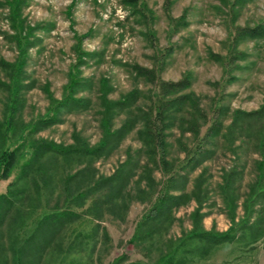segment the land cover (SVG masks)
<instances>
[{
  "label": "rangeland",
  "instance_id": "1",
  "mask_svg": "<svg viewBox=\"0 0 264 264\" xmlns=\"http://www.w3.org/2000/svg\"><path fill=\"white\" fill-rule=\"evenodd\" d=\"M4 1L0 0V4ZM141 1L151 12L152 18L148 12H145L146 18L139 17L125 0H26L22 17L29 26L43 28L33 33L37 39L28 52L26 72L31 88L24 92L25 105L20 115L24 123L44 115L49 106L44 91L46 86L54 98H61L69 67L76 58L74 35L88 33L89 36L82 41V49L96 52L100 57L89 60L88 65L82 67V75L92 79L96 86L100 78L106 79L112 87L110 99H118L137 89L141 94L137 106L144 109L151 86L135 74L133 67L152 69L160 53L172 48V54L165 59L161 78L176 82L184 74H189L191 87L186 93H193L198 98L199 110L208 118H212L214 110L221 107L226 112L221 117L226 128L235 111L251 112L261 106L264 96V37L246 38L238 43L237 50L245 52L247 58L237 61L234 68L229 66L225 71L224 60L227 62L236 28H252L258 24L264 26V0H243L234 14L227 0ZM7 15L8 9L0 6V60L14 62L18 52L7 36L13 33ZM182 15L186 26L170 33V19H178ZM148 30L155 33L152 41L147 36ZM216 58H222V61ZM0 77L3 79L1 73ZM96 86L91 94H82L93 101L89 110L64 116L62 124L37 133L35 138L71 144L73 134L77 132L91 146L97 144L101 130ZM4 99L5 93L0 91V121L3 118ZM123 118L124 115L116 119L115 127L121 124ZM206 126L201 128L200 136ZM136 132L134 130L126 136L108 157L96 158L91 162L84 159L60 160L51 190L43 186L39 177L30 179L24 200L16 204L0 226V264H114L117 258H122L118 259L117 264H148L154 263L170 249V244L188 233L194 224L191 214L200 206L194 198L176 209L171 221L144 245L136 246L131 241L137 222L151 206L152 193L161 188L166 178L147 155ZM226 132L223 129V134L214 144L207 146L212 150V156L189 175L185 189L177 192H192L195 178L203 174L200 198L202 217L199 219L201 228L206 231L225 232L232 226L236 231L243 227L241 222L246 216L244 201L255 184L258 173L256 165L262 159L253 131L248 133L252 135L235 131L229 136ZM167 141V158L175 171L187 152L195 147L196 140L191 133L180 134L174 128ZM128 155L139 161L140 165L134 169L113 213H84L82 210L89 203L83 209L71 207L79 217L59 231L41 258L37 260L28 254V257H22L20 252L28 249L24 247V242L39 219L53 210L65 208L67 202L63 181L67 174H73L90 163L97 177L110 176L127 160ZM144 165H147V170H150L147 172L153 179L151 187L146 186L145 180L139 183ZM233 169L240 172L234 185V224L220 190L222 178ZM18 171L16 169L7 181H0V194L6 193L8 184ZM141 190L145 193L141 194ZM263 207L264 201L254 207L247 230L239 231V235L246 232L241 242L239 239L214 247L205 258L191 264H264V222L260 224L263 235L258 242L249 244L248 235L249 231L259 226L258 212ZM28 251L32 254V246Z\"/></svg>",
  "mask_w": 264,
  "mask_h": 264
},
{
  "label": "trees",
  "instance_id": "2",
  "mask_svg": "<svg viewBox=\"0 0 264 264\" xmlns=\"http://www.w3.org/2000/svg\"><path fill=\"white\" fill-rule=\"evenodd\" d=\"M227 1L234 14L238 9L237 5L243 0ZM125 2L133 8L139 17L146 18L145 12L151 15L141 0H125ZM26 4V0H5L3 4H0L8 9L6 19L10 23L13 33L11 36H7L10 41L14 42L18 52L14 62L0 60V73L3 75V79L0 77V91L5 93L3 118L0 121L2 141L0 145V181H7L16 169L19 170L14 180L8 184L6 193L0 194V226L16 204L24 200L30 179L39 177L43 186L51 190L60 160L84 159L91 162L96 158L108 157L126 136L136 130V135L146 149L147 155L151 157L154 165L164 172L166 178L162 182L161 188L155 194L152 193L149 210L141 216L135 226L131 238L134 245H144L157 235L160 228L171 221L174 211L188 203L190 198H194L200 205L191 214L193 228L175 243L170 244V249L162 253L154 263L148 264H191L198 259L205 258L214 247L233 243L239 239L241 242L246 232L239 235V231L242 232L248 227L247 223L253 214L254 207L260 201H264V123H262L264 120V96L263 102L257 110L235 111L229 125L224 128L221 117L226 112H223L221 107L214 110L215 114L212 118H208L199 110L198 98L193 93H186L191 87L189 74H184L176 82L165 81L161 78V71L166 64L165 59L173 52L172 48H168L160 53L154 68L133 67L135 74L145 79L146 83L151 86L144 109L137 106L141 98L137 89L129 91L118 99H110L109 94L112 93V87L106 79L100 78L96 86L92 79L82 75V67L87 66L89 60L100 57L96 52L82 49V41L89 36L90 33H88L83 36L74 35L76 45L73 51L76 58L69 67L68 80L63 87L61 98H54L50 94L49 87L46 86L44 91L48 96L49 106L44 115L35 121L24 123L20 118L25 105L24 92L31 88V82H28L29 77L26 72L29 60L28 52L31 45L35 43L34 40L37 39L33 33L43 28L41 26L31 27L26 23L25 18L22 17V11ZM150 17L152 18V15ZM170 21V33L186 26L184 15L178 19L171 18ZM147 36L152 41L155 37L154 31L148 30ZM262 37H264V26L261 24L252 28H236L229 46L227 62L224 60L225 71H227L226 67L234 68L237 61L247 58L245 52L237 50L240 41L246 38ZM216 59L222 61V58ZM95 86L101 130V138L97 144L91 146L77 132L73 134V143L71 144L35 138L37 133L62 124L64 116L89 110L93 101L89 96L82 94H91ZM122 115L124 118L121 124L115 127L116 119ZM204 126L206 129L200 136V130ZM174 128H177L180 134L191 133L196 140L195 147L187 152L182 164L175 171L171 168L172 164L167 158L169 153L167 139ZM223 129L227 131L228 136L235 131H240L245 135L253 134L262 159L256 165L258 173L255 184L253 188H250L244 201L246 216L241 222L243 227L240 226L241 228L236 231L233 226L225 232L206 231L201 228L199 219L202 217L200 198L202 197L203 174L201 173L195 178L192 192L189 194H177V192L185 189L189 175L212 156L213 152L207 146L214 144V141L223 134ZM252 131V134H248ZM139 165V161L137 162L131 155H128L127 160L110 176L97 177L90 163L73 174H67L63 181L67 202L65 208L53 210L39 219L32 234L24 242V247L28 249L20 252L23 254L22 257H28V254L36 257L34 259L37 260L41 258L45 248L59 231L79 217L78 212H75L71 207L83 209L86 203H89L82 210L84 213L92 212L99 215L107 212L113 213L123 197V191L134 169ZM142 167L139 183L145 180L146 186L151 187L153 179L147 172L150 170H147V165ZM239 177V171L230 170L222 178L223 184L220 186L221 194L224 195L228 204L233 224L235 222L233 214L236 209L234 185ZM139 189L141 188L139 187ZM140 193L143 194L145 191L141 190ZM258 214L259 226L257 225L256 228L249 231V244L258 242L263 235L260 224L264 222V207L260 208ZM241 224L239 223V225ZM31 246L32 254L28 251ZM118 259L122 258H117V261ZM117 261L114 264H117Z\"/></svg>",
  "mask_w": 264,
  "mask_h": 264
}]
</instances>
